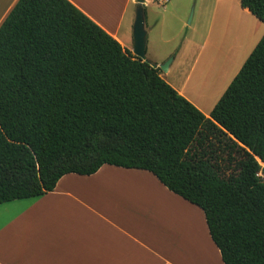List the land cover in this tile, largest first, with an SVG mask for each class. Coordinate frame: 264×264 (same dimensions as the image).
<instances>
[{
    "label": "trees",
    "instance_id": "trees-1",
    "mask_svg": "<svg viewBox=\"0 0 264 264\" xmlns=\"http://www.w3.org/2000/svg\"><path fill=\"white\" fill-rule=\"evenodd\" d=\"M264 23V0H240ZM103 165L201 210L222 264H264V34L209 116L67 0L0 24V204Z\"/></svg>",
    "mask_w": 264,
    "mask_h": 264
},
{
    "label": "crops",
    "instance_id": "crops-1",
    "mask_svg": "<svg viewBox=\"0 0 264 264\" xmlns=\"http://www.w3.org/2000/svg\"><path fill=\"white\" fill-rule=\"evenodd\" d=\"M17 1L0 0V24ZM67 1L132 54L134 17L127 13L133 0ZM145 21L144 8V28ZM226 29L230 32L223 37ZM195 30L196 36L182 35L176 57L160 76L208 117L232 80L197 98L191 90L198 93L201 87L189 85L192 78L201 82L194 69L211 53L209 69L229 72L236 52L249 56L264 23L241 8L240 0H216L209 18ZM198 209L146 171L103 165L90 176L67 174L51 192L0 204V264H222ZM191 225L198 236L191 234Z\"/></svg>",
    "mask_w": 264,
    "mask_h": 264
},
{
    "label": "rangeland",
    "instance_id": "rangeland-1",
    "mask_svg": "<svg viewBox=\"0 0 264 264\" xmlns=\"http://www.w3.org/2000/svg\"><path fill=\"white\" fill-rule=\"evenodd\" d=\"M215 2L216 0H167L165 3H159L158 0H147L146 1L147 5L145 6V16H146L145 58L147 62L159 68V66H161L162 64H155V63L161 61L160 59L164 57L166 53H171V54L163 62V64L167 62L169 59H172L173 61V57H176L175 56L176 50L180 45V40L182 35H184L185 33H188V35H190L194 32V36H196V30L193 31L195 25H199V24L202 25L203 21L204 20L206 21L209 18L210 12ZM135 9H136V4H135V0H133V3L130 4L128 8L127 15H129L130 17H134ZM189 20L194 21L193 25L190 27L182 28L181 27L182 23L185 22L187 24ZM228 31L229 29L224 30L222 32L223 33L222 36L224 37ZM174 36H177V38L173 39ZM214 50H218V47L217 46L214 47ZM210 54L211 53H209V55ZM208 56L203 57L202 65L199 64L194 69V73H192L194 75L198 73L197 76L199 77L197 79H200L201 82L194 81L196 80L195 78H192L193 81L191 79L189 81L190 82L189 85L191 86V88L198 89L199 87H201L198 89V93L196 92L194 93L191 90L192 94L197 98H201L205 94L207 95L212 90L215 91L217 88L221 86V84H223L224 81L228 80L229 78H231L232 80V78H234V76L239 71L242 64L248 57L237 54L236 52V57H233L236 59L235 63L233 64L231 61L229 68L227 69L229 72L221 74V73H217L216 71H213V69L212 70L209 69L212 67V65L210 64V62L207 63L206 61ZM160 72L162 75L163 72L161 70ZM202 88H206V89L204 90ZM194 227L191 225L190 232L192 235L198 236L196 231L195 234H193V229H195ZM196 228H198V233H199L198 223ZM186 236H187L186 242H188L189 239L188 226L186 229ZM199 240L201 239L199 238ZM200 242L202 245L204 244L202 240Z\"/></svg>",
    "mask_w": 264,
    "mask_h": 264
},
{
    "label": "water",
    "instance_id": "water-1",
    "mask_svg": "<svg viewBox=\"0 0 264 264\" xmlns=\"http://www.w3.org/2000/svg\"><path fill=\"white\" fill-rule=\"evenodd\" d=\"M136 9L134 22L132 26V38H133V47L132 55L139 58L141 61L146 62L145 58V40H146V31L144 28V8L145 0H135ZM172 59H169L167 62L159 66V70L166 72ZM157 68L156 66H153Z\"/></svg>",
    "mask_w": 264,
    "mask_h": 264
},
{
    "label": "built area",
    "instance_id": "built-area-1",
    "mask_svg": "<svg viewBox=\"0 0 264 264\" xmlns=\"http://www.w3.org/2000/svg\"><path fill=\"white\" fill-rule=\"evenodd\" d=\"M159 3H165L167 0H158Z\"/></svg>",
    "mask_w": 264,
    "mask_h": 264
},
{
    "label": "bare ground",
    "instance_id": "bare-ground-1",
    "mask_svg": "<svg viewBox=\"0 0 264 264\" xmlns=\"http://www.w3.org/2000/svg\"><path fill=\"white\" fill-rule=\"evenodd\" d=\"M225 59V58H224ZM229 62V61H228Z\"/></svg>",
    "mask_w": 264,
    "mask_h": 264
}]
</instances>
